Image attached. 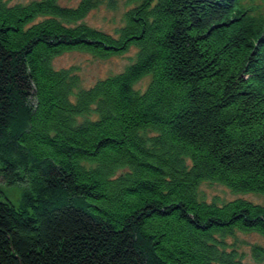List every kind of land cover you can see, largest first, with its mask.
Returning <instances> with one entry per match:
<instances>
[{
  "label": "trees",
  "instance_id": "trees-1",
  "mask_svg": "<svg viewBox=\"0 0 264 264\" xmlns=\"http://www.w3.org/2000/svg\"><path fill=\"white\" fill-rule=\"evenodd\" d=\"M131 1L115 36L79 22L98 0H0V182L25 186L0 196V264H246L227 238L264 237L263 206L197 199L205 181L264 195V13ZM130 47L88 89L52 64Z\"/></svg>",
  "mask_w": 264,
  "mask_h": 264
},
{
  "label": "rangeland",
  "instance_id": "rangeland-1",
  "mask_svg": "<svg viewBox=\"0 0 264 264\" xmlns=\"http://www.w3.org/2000/svg\"><path fill=\"white\" fill-rule=\"evenodd\" d=\"M10 5H25L33 0H4ZM80 0H57L63 7H76ZM264 13V0H247ZM136 5L131 0H98L87 15L80 20L92 28L117 36V31L125 25V14ZM137 48L130 47L121 54L109 57H96L84 51L63 52L53 58L55 69H71L79 78L81 89H88L97 81L121 73L136 60ZM149 82L145 77L135 84V88L144 90ZM25 186L17 183L8 186L0 182V196L8 199L15 207L20 203ZM197 199L206 203L223 205L227 202L242 199L255 205L264 207V195L256 193H236L228 187L210 182H202L197 189ZM228 243L235 244L242 260L246 264H264V257L258 259L253 255L252 247L260 246L264 249V237L255 233L237 232L235 237L227 238Z\"/></svg>",
  "mask_w": 264,
  "mask_h": 264
}]
</instances>
